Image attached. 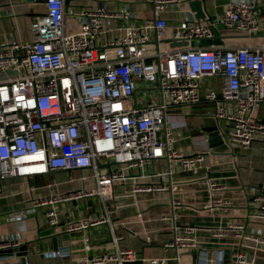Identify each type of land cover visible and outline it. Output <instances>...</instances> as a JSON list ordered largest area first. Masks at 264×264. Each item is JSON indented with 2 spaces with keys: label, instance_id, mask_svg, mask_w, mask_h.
I'll return each mask as SVG.
<instances>
[{
  "label": "built area",
  "instance_id": "built-area-1",
  "mask_svg": "<svg viewBox=\"0 0 264 264\" xmlns=\"http://www.w3.org/2000/svg\"><path fill=\"white\" fill-rule=\"evenodd\" d=\"M73 1L44 0L45 10L30 23L31 40H0V194L10 177L73 171L76 176L70 180L82 181L80 188L32 197L24 215L42 209L48 225H59L57 205L96 196L105 201L122 183L134 193L170 192L167 181L142 179L171 177L177 162L181 170L191 171L205 161L203 151L175 147L181 121L169 118L174 105L212 102L214 116L227 127L230 150L264 143V41L243 44L230 35L261 30L264 0H228L217 20H182L169 39H164L168 22L160 14L180 0H152L155 18L139 25L130 23L135 15L127 7L110 10L97 3L68 12L67 4ZM68 14L78 15L77 29H70ZM209 77L218 79L220 91L205 84ZM162 159L167 160L166 169H148ZM89 179L92 185H87ZM199 184L206 192L199 210L233 204V197L224 195L228 187L214 177L205 176ZM242 189L246 221L214 227L211 236L231 234L236 245L231 264H254L245 245L264 247V225L248 229V222L264 221V189ZM171 205L173 214L163 218L171 222L173 234L163 247L182 264L185 253L198 249V225L178 222L185 215L174 209L186 205L172 190ZM114 213L111 209L98 218L63 221L67 233L110 225L113 249L78 259L77 264H168L166 256H138L133 245L122 243ZM8 234L0 238V250L28 240L27 229L13 228ZM88 239L85 247L90 250ZM205 258L201 255L200 264H207Z\"/></svg>",
  "mask_w": 264,
  "mask_h": 264
},
{
  "label": "crops",
  "instance_id": "crops-1",
  "mask_svg": "<svg viewBox=\"0 0 264 264\" xmlns=\"http://www.w3.org/2000/svg\"><path fill=\"white\" fill-rule=\"evenodd\" d=\"M227 1L201 0L206 17L213 20L217 18ZM97 3L105 4L110 10L127 7L135 15L130 20L132 25L143 24L146 20L155 18L152 0H75L67 4V11H79L85 6H95ZM44 10L43 0H0V40H31V20L36 13ZM196 13L188 0H180L161 13L169 25L164 39H169L180 21L198 20ZM78 20V15L68 16L70 29L78 28ZM230 35L243 44H259L264 41V23L255 35L240 32ZM205 84H214L220 91L218 79L206 78ZM213 111V103L208 100L170 107L169 118L181 121L176 127L175 147L185 151L200 150L205 156L200 168L183 171L177 162L176 171L171 177L156 174L142 179L147 182L167 181L171 185L170 192L134 193L128 183H122L114 186L111 196L105 201L96 196L57 205L62 221L59 225H48L42 209L27 215H24V209L29 206L32 197L48 196L82 187V181L70 180L76 173L73 176V171H52L31 176L29 179H6L4 190L0 194V238L9 235L8 231L13 228H19L28 230V240L18 246L19 250L13 251L10 248L8 254L3 253L7 255L0 256V261H7L6 264H77L78 259L111 251L113 245L110 241V225L67 233L63 221L94 219L103 216L106 210L113 209L115 213L112 220L117 222L115 231L124 237L122 243L133 245L138 256H166L168 264H178L173 258L174 252L163 247L164 241L173 234L171 222L163 218L164 215L173 214L172 190L174 198L186 205L176 206L174 209L176 213L185 215L181 216L178 222L194 221L198 225V249L185 253L182 264H200L201 255L206 256L207 264H231V255L236 248L235 240L231 234L228 238L216 239L211 236V229L232 220L246 221L247 196L244 195L242 187L245 186L246 193L250 192L252 187L264 189V143L256 141L249 147L235 145L230 150L226 139L227 127L216 119ZM260 115L264 117V105ZM167 166V160L162 159L148 166V169L158 171L166 169ZM205 176H212L228 187L224 195L233 197L231 206L213 211L198 209L206 199V192L199 184L200 179ZM92 184V179H89L87 185ZM29 186L32 187L31 190ZM76 205L81 209L75 210ZM190 205L195 207L189 208ZM263 225L264 221L256 218L248 222V229L253 227L260 230ZM51 237H56V242L51 241ZM86 237H89L87 242L91 246L90 250L85 247ZM245 246L248 257L254 264H264V247L256 248L253 243H247ZM6 249H3V252L8 251ZM51 251L61 254L48 256ZM65 251L69 254L65 255ZM126 264L142 262L136 260Z\"/></svg>",
  "mask_w": 264,
  "mask_h": 264
},
{
  "label": "water",
  "instance_id": "water-1",
  "mask_svg": "<svg viewBox=\"0 0 264 264\" xmlns=\"http://www.w3.org/2000/svg\"><path fill=\"white\" fill-rule=\"evenodd\" d=\"M44 1V0H43ZM189 1V5L190 7L195 10L197 13H196V18L198 20H202V19H205L206 18V11L205 9L203 8L202 6V3H201V0H188ZM173 44H179L178 41H173ZM181 44V42H180ZM51 241L53 242H56V237H51L50 238ZM27 246V244H25ZM13 251H17L20 249V247H15V248H11ZM10 248L9 249H6L8 251H5L3 252V249L0 250V256H3V255H7L9 252V250H11ZM3 253H7V254H3ZM3 260V259H2ZM7 261H0V264H6Z\"/></svg>",
  "mask_w": 264,
  "mask_h": 264
},
{
  "label": "rangeland",
  "instance_id": "rangeland-1",
  "mask_svg": "<svg viewBox=\"0 0 264 264\" xmlns=\"http://www.w3.org/2000/svg\"><path fill=\"white\" fill-rule=\"evenodd\" d=\"M214 20H217V18H215ZM75 175V172H73V176Z\"/></svg>",
  "mask_w": 264,
  "mask_h": 264
}]
</instances>
